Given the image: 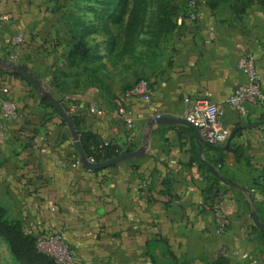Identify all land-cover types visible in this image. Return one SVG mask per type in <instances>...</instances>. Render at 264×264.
<instances>
[{
    "label": "crops",
    "instance_id": "obj_1",
    "mask_svg": "<svg viewBox=\"0 0 264 264\" xmlns=\"http://www.w3.org/2000/svg\"><path fill=\"white\" fill-rule=\"evenodd\" d=\"M235 2H204L196 22L186 20L167 35L158 49L162 61L147 72L154 81L152 101L129 102L132 127L115 115L112 95L109 102L100 97L122 91L113 81H86V90L61 100L80 121V139L91 133L124 152L146 148L141 157L90 170L77 163L73 135L57 109L9 66L17 54L16 64L37 77V67L73 70L78 61L92 62L85 69L99 71V49L87 44L88 58L69 52L58 61L52 52L59 47L42 50L38 38L27 32L30 15L19 6L11 8L14 0H0V9L11 15L0 33V84L9 87L19 109L15 121L0 115V203L8 215L22 220L27 230H64L85 264L178 263L184 258L202 264L199 257L264 264V227L255 220L256 215L264 223V102L249 104L245 116L226 102L244 81L239 57L248 50L257 57L264 91V0L240 9ZM20 32L24 43L16 46L13 37ZM90 36L92 41L99 36L93 26ZM135 73L128 63V87L136 82ZM73 76L66 74V83ZM186 97L222 104L225 130L217 144L201 143L186 125H150L162 115L184 117L190 107ZM90 105L107 111L94 115ZM208 205L229 217L225 233L216 231Z\"/></svg>",
    "mask_w": 264,
    "mask_h": 264
},
{
    "label": "rangeland",
    "instance_id": "obj_2",
    "mask_svg": "<svg viewBox=\"0 0 264 264\" xmlns=\"http://www.w3.org/2000/svg\"><path fill=\"white\" fill-rule=\"evenodd\" d=\"M197 1L203 4L210 0ZM244 1L250 0H236L235 5L240 7ZM178 2L179 0H143L140 18L133 29L128 28V22L134 0H14L11 8L19 6L24 14L30 15L27 32L38 38L39 48L43 50L47 45L59 47L52 52L58 61L65 58L81 37L86 45L99 49L101 58L99 71L86 70L85 67L92 62L84 64L82 61L75 63L76 67L73 70L66 66L59 68L57 65L49 68L37 67L39 75L35 76L39 80L41 78L43 87L60 101H67V97H72V93L87 89L84 83L86 81L104 84L105 81L110 80L118 83L122 91L128 88V63L129 67L136 70L134 77L137 80L143 77L151 78L152 76L147 72L150 73L152 67L162 61L158 57V49L168 35L167 27L162 24L163 15L171 14L170 19L174 18L173 11ZM92 26L99 35L98 39L95 38L93 41L90 36ZM9 69L12 71L10 66ZM145 69L147 71L144 74L140 73ZM70 72H75V76L71 78L72 83H66L64 76ZM35 91L37 95L44 96L41 91L36 89ZM113 94V92L103 93L100 97L109 102L110 96L112 95V99L116 95ZM79 259L81 264H85L80 255ZM199 259L202 264H234L232 260L222 257H199ZM0 264H16L7 243L1 237ZM157 264H195V261L189 262L184 258L178 263Z\"/></svg>",
    "mask_w": 264,
    "mask_h": 264
},
{
    "label": "built area",
    "instance_id": "obj_3",
    "mask_svg": "<svg viewBox=\"0 0 264 264\" xmlns=\"http://www.w3.org/2000/svg\"><path fill=\"white\" fill-rule=\"evenodd\" d=\"M200 16V4L197 0H188L185 8L176 18L178 25L184 21L196 22ZM9 12L0 9V33L10 20ZM13 43L21 46L24 43V35L20 32L13 37ZM17 54L11 56V62L16 63ZM239 67L244 75V81L240 83L228 96L227 104L239 115L245 116L248 113V105L260 106L264 102V91L262 89V76L258 69L257 57L251 50L245 51L239 57ZM154 96V81L152 78L143 77L133 85L116 94L111 102L115 115L124 122L127 127H132L133 118L129 102L135 98H141L144 102L150 103ZM185 102L190 103L184 117L193 123L200 131L201 137L208 145H215L219 141L220 135L224 132V108L220 102L207 98L191 100L185 98ZM90 113L103 116L107 109L103 106L90 105ZM0 115L5 121H15L19 116V109L16 101L10 96V89L6 85L0 84ZM109 142L105 141V145ZM3 159V150L0 144V165ZM92 163L98 161L94 157H88ZM78 164L82 162L80 159ZM143 189L148 188L146 181L141 183ZM215 215L216 231L219 234L226 232L229 226V217L218 207L212 206ZM29 234L36 237L38 249L52 257L58 264H81L79 253L75 247L66 239L65 231L53 229L48 232L28 230ZM248 253H244L242 258H247Z\"/></svg>",
    "mask_w": 264,
    "mask_h": 264
},
{
    "label": "trees",
    "instance_id": "obj_4",
    "mask_svg": "<svg viewBox=\"0 0 264 264\" xmlns=\"http://www.w3.org/2000/svg\"><path fill=\"white\" fill-rule=\"evenodd\" d=\"M254 0L244 1V3L237 7V9L244 8ZM188 0H179L177 7L174 8L175 16L171 18V14H164L162 24L167 27L166 32L171 33L176 26L177 16L185 8ZM143 0H134V5L131 10L128 28L133 29L140 18L142 12ZM214 7V5H212ZM90 49L85 44L83 37L74 45L70 51V55L74 57L79 56L83 59L89 57ZM44 102L50 106L54 105L45 97L42 96ZM65 108L69 111V107L64 104ZM55 108V107H54ZM73 121L76 127L79 126L80 121L77 117L73 116ZM81 142L88 157H94L96 161L101 162L109 158L115 157L124 151L117 145L109 142L105 145V141H100L97 137L91 133H83L81 136ZM203 165L207 166L206 163ZM0 237L7 243L11 254L14 257L16 264H58L52 257L41 252L36 244V237L33 234H29L25 228L24 222L19 219L9 217L7 209L0 203Z\"/></svg>",
    "mask_w": 264,
    "mask_h": 264
},
{
    "label": "water",
    "instance_id": "obj_5",
    "mask_svg": "<svg viewBox=\"0 0 264 264\" xmlns=\"http://www.w3.org/2000/svg\"><path fill=\"white\" fill-rule=\"evenodd\" d=\"M10 67L12 68L13 73L20 75L23 77L28 83H30L34 89L41 91L42 94L54 105V107L57 109L59 114L63 117L65 122L70 127L71 133L73 135V144L74 147L79 155L80 161L84 164V166L90 170H101L108 167H111L118 162L129 159V158H138L141 157L145 151L146 148L142 147L136 151H126L123 152L115 157L109 158L107 160L92 163L88 160V156L84 150V147L82 145L79 133L77 131L76 125L73 121V118L69 111L65 108L62 101H60L57 97H55L49 90L45 89L42 85V82L30 71L24 69L18 64H10ZM186 125L189 128H191L194 132L196 137L199 139L201 143L207 144L204 139L200 135L199 129L191 123L189 120H187L185 117H175V116H158L155 117L151 122L150 125ZM208 145V144H207ZM213 170L214 168L211 167ZM256 223L259 227H264V223L260 222L258 217L255 215Z\"/></svg>",
    "mask_w": 264,
    "mask_h": 264
}]
</instances>
